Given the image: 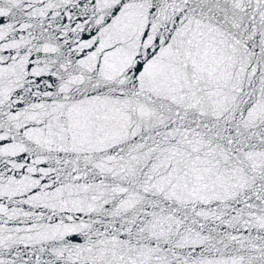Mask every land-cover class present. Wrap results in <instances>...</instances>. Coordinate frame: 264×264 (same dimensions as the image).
Segmentation results:
<instances>
[{
  "label": "snow or ice",
  "instance_id": "1",
  "mask_svg": "<svg viewBox=\"0 0 264 264\" xmlns=\"http://www.w3.org/2000/svg\"><path fill=\"white\" fill-rule=\"evenodd\" d=\"M0 264H264V0H0Z\"/></svg>",
  "mask_w": 264,
  "mask_h": 264
}]
</instances>
